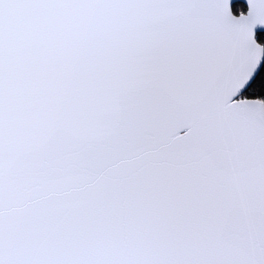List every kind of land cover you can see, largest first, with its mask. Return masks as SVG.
<instances>
[{
	"label": "snow or ice",
	"instance_id": "1",
	"mask_svg": "<svg viewBox=\"0 0 264 264\" xmlns=\"http://www.w3.org/2000/svg\"><path fill=\"white\" fill-rule=\"evenodd\" d=\"M0 264H264V0H0Z\"/></svg>",
	"mask_w": 264,
	"mask_h": 264
}]
</instances>
